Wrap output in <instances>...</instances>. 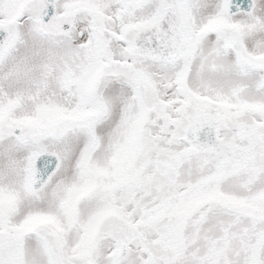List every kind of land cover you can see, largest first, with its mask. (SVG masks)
Here are the masks:
<instances>
[{
    "label": "snow or ice",
    "instance_id": "snow-or-ice-1",
    "mask_svg": "<svg viewBox=\"0 0 264 264\" xmlns=\"http://www.w3.org/2000/svg\"><path fill=\"white\" fill-rule=\"evenodd\" d=\"M0 264H264V0H0Z\"/></svg>",
    "mask_w": 264,
    "mask_h": 264
}]
</instances>
